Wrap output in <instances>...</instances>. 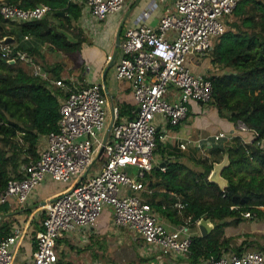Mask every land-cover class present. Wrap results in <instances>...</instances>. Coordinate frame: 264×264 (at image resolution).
Segmentation results:
<instances>
[{"label": "built area", "instance_id": "obj_1", "mask_svg": "<svg viewBox=\"0 0 264 264\" xmlns=\"http://www.w3.org/2000/svg\"><path fill=\"white\" fill-rule=\"evenodd\" d=\"M70 1L84 4L93 25L123 10L129 0ZM239 1L147 0L140 22L126 30L115 63L117 79L131 83L137 104L136 116L126 120L120 116L119 106L113 105L110 112L102 83L84 84L75 76L53 78L35 56L16 43H3L0 39L2 59L20 61L34 77L46 80L54 90H61L57 130L45 135L46 143L39 157L24 164L23 177L9 179L0 192V208L10 198L19 205L26 204L47 177L71 187L48 207L35 233L32 260L15 261L14 250L24 234L18 226L0 237V264H58L59 241L93 227L109 206L114 208L112 222L134 230L152 251L188 257L191 226H198L199 222L184 215L188 202L178 200L173 204L182 221L170 229L145 194L138 192L150 195L155 191L148 187V173L155 167L158 142L164 140L154 123L157 116L162 114L167 124L175 127L188 117L192 101H211L213 85L209 75L195 73L191 65L206 56L214 40L226 32V22ZM159 4L164 5V11L158 22L146 23ZM53 12L44 3L23 8L0 0V15L7 22H33ZM236 125L239 130H250L241 121ZM253 132L254 139L244 142L257 139V146L264 148V137L258 138L259 133ZM227 136L219 132L214 139L219 141ZM188 143H181V149L185 150ZM246 215L251 216L249 212ZM5 221L0 210V231ZM197 264H264V252L225 251L219 258L211 257Z\"/></svg>", "mask_w": 264, "mask_h": 264}, {"label": "trees", "instance_id": "obj_2", "mask_svg": "<svg viewBox=\"0 0 264 264\" xmlns=\"http://www.w3.org/2000/svg\"><path fill=\"white\" fill-rule=\"evenodd\" d=\"M6 1L23 8L44 3L54 12L26 23L7 22L0 15V39L13 35L17 47L35 56L37 61V54L43 56L37 41L59 53L80 54L89 37L81 24L83 3L70 0ZM232 16L234 20L230 22ZM226 26V32L214 40L209 51L213 68L224 70L209 75L213 85L209 103L219 112L226 113L235 124L241 121L259 133L258 138H263L264 0H240ZM25 67L20 61L9 64L0 56V192L10 178L23 177L24 164L39 157L41 138L57 130L60 118L58 95L61 90H54L49 82L34 77ZM61 69V65L56 64L51 71L58 78H64ZM126 111L121 108L120 115H125ZM128 113L134 118V113ZM158 148L164 155L161 142H158ZM221 149L224 154H230L228 168L246 166L251 174L225 176V169L223 176L229 180V185L221 189L208 180L214 163L207 164L205 172L198 173L180 159L181 155L167 161L165 168L155 166L148 173V187L156 191L150 195L145 193V196L161 217L178 225L182 220L173 204L182 200L188 202L186 216H192L194 221L210 218L215 223L208 236H202L199 230L192 234V245L186 258L190 264L219 258L225 251L243 254L247 240L232 247L233 238L226 237V228L239 226L245 219L264 222V148L257 146V139L245 143L236 136ZM2 209L7 210V204ZM247 212L251 216H247ZM9 232L10 226L4 222L0 237ZM59 262H62L61 258Z\"/></svg>", "mask_w": 264, "mask_h": 264}, {"label": "rangeland", "instance_id": "obj_3", "mask_svg": "<svg viewBox=\"0 0 264 264\" xmlns=\"http://www.w3.org/2000/svg\"><path fill=\"white\" fill-rule=\"evenodd\" d=\"M147 0H139L134 6L136 10L141 11L145 6ZM128 4V3H127ZM125 5L127 7L128 5ZM144 6V7H143ZM129 7V6H128ZM134 8L131 9L130 14H133ZM122 11V10H121ZM121 11L117 14L108 15V19L103 24L101 34L94 41L90 42L92 36L88 32V41L83 45V48L79 53H59L53 50H50L47 44L40 43L37 41L38 48H40L42 55L38 57V61L45 66L46 70L51 72L53 78H58L56 74L51 71L56 64H60L62 69L61 76H75L82 77L84 72L87 73V69H90V76H97L100 74L101 69L103 68L104 62L112 58L116 51V37L118 31L116 30V23L111 24L112 19L115 16L121 14ZM164 11V5L159 4L155 10H152L150 16H160ZM139 13V12H138ZM109 20V22H108ZM234 16H232L229 21L232 22ZM84 25V24H83ZM116 25V26H115ZM136 27V24H133ZM84 27V26H83ZM85 28V27H84ZM85 33L87 28L84 29ZM77 31V30H74ZM125 29H123V32ZM84 33V34H85ZM124 39V36H121V40ZM31 40V39H29ZM217 42V41H216ZM17 44V42H15ZM88 44V45H87ZM119 51L116 56V62L119 60ZM198 58V57H197ZM211 52L206 56L196 59V62L192 63L191 68L195 73H206L207 75H212L214 73H222L224 70L215 69L211 64ZM109 63L103 69V73L108 68ZM27 70L28 68L25 67ZM29 71V70H28ZM82 79V78H81ZM106 83L109 90H112L115 87H119L120 80L117 79L115 74V65L110 67L106 73ZM211 103V102H210ZM192 106L195 104L192 101ZM108 108L111 112V104L109 102ZM194 105V109H195ZM199 111V114H204V118L198 120L199 117H194V114L191 115L190 120L185 125V132L181 133L178 131V134L182 141L187 142L188 139L195 141L201 134L203 136H209L206 140V144L210 143L212 146L210 148H204L200 152L197 151V146L194 143H188V149L184 151V155L188 156L191 153L193 158H187V164L193 170H196L198 173L205 172V166L207 164L219 162L223 160L224 153L222 147L229 144L227 138H222L219 141L214 139V135L219 131H227L228 127L231 124V120L228 118L226 113L219 112V110L213 105H206L203 108H196ZM165 118L162 114H159L155 120V124H159V120ZM166 122V120H165ZM167 124V122H166ZM170 133L174 134L176 131H173L172 127L169 128ZM201 135V136H202ZM179 141L176 140V144ZM175 144V146H176ZM221 149V150H219ZM156 157H162V151L156 149ZM194 160V161H193ZM99 165L98 163L96 164ZM246 166L234 165L231 168H227L224 175L233 176L243 174V171H246ZM242 172V173H241ZM44 188L40 191L38 197V203H41L43 199L48 195V193H53L55 191H60L59 193H64L70 187L69 183H64L58 180L49 182L43 186ZM46 189V190H45ZM139 195H144V192H138ZM12 199V198H10ZM9 199V200H10ZM174 208V207H173ZM160 214V213H159ZM179 214V213H178ZM185 215V212H184ZM181 217V215H179ZM186 216V215H185ZM114 219V208L109 206L106 208L100 218L93 225L95 231L87 229L78 233L73 232L69 234L67 239H64L59 243L60 248V258L62 259L61 264H145L150 262L149 256H144L142 252L145 249L142 244H145V240L134 230L128 227L118 226L112 222ZM182 220V217H181ZM196 225L191 226V234L199 230V227ZM230 230V231H229ZM200 231V230H199ZM229 235L233 236L236 234L235 239L237 241L233 242V247H238L241 241L247 240L248 245L244 247L245 251L249 250H261L264 252V222L254 219H245L242 221L238 227H232L228 229ZM227 232V229H226ZM231 234V235H230ZM227 235V234H226ZM240 239V241H239ZM62 240V239H61ZM154 250V249H153ZM152 251V250H151ZM159 250H155V253H159ZM29 255H31L30 243L25 241L22 246L19 247L17 252V262L22 260H27Z\"/></svg>", "mask_w": 264, "mask_h": 264}, {"label": "crops", "instance_id": "obj_4", "mask_svg": "<svg viewBox=\"0 0 264 264\" xmlns=\"http://www.w3.org/2000/svg\"><path fill=\"white\" fill-rule=\"evenodd\" d=\"M138 1L139 0H129L128 4H127L129 7L128 6L124 7L123 10L121 11V14L118 16H115L112 19L111 24H114V21H115V23L117 25L116 30H119L118 34L120 33V38H121V36L125 35V32L129 27L133 26V24H138L140 22V18H141L140 13L142 10L139 11V10H136V8H134V6L137 4ZM132 8H134V11H133V14L132 13L130 14V11ZM115 14H117V13H114L113 15H115ZM108 18L109 17H107L105 20L100 21V22L99 21L94 22L92 25L91 17L88 14V11H86V8H84V13H83L82 18H81V21H82L81 24L82 25L84 24L83 26L85 28H87V31H86L87 34H88V32H89V34H91L92 38H91L90 42L94 41L96 38L99 37V35L101 34L100 32H101L102 28L105 26V25L103 26V24H105V22L107 21ZM108 22H109V20H108ZM157 22H158V16L153 15L152 17H150L147 20L146 23L155 25ZM123 29H125L124 32H123ZM115 44H116V42H115ZM111 59L112 58H109V60L106 59V61L104 62L103 68L101 69L99 75H97L95 77L90 76L91 75V73L89 72L90 69H87V73L84 72V76L80 77L79 81L84 83V84L91 83V82L102 83L104 93L106 94V96L108 98V105L110 102L111 108L113 105H116V106H119L120 109L122 108L124 110H127L125 115H120V116L124 120L131 119L130 118L131 115L128 112L130 111L131 113H134L136 116L135 112L137 110V104H136L135 99H134L131 83L127 82V81L120 80L119 87H115L112 90H109V88L107 87L108 93H106V91L104 89V83H106V74L103 73V69L106 67V65L108 63L110 64ZM115 63H116V61L114 62V65H115ZM191 103L189 104L188 117L178 127H176V128L172 127L173 131H176V133H174V134L170 133L171 131H169V128L171 126L166 124L165 120H163V119H160L159 124L156 125L158 133L160 135L164 136V140L159 141V142H161L162 147L165 148V153H164V155L163 154L161 155L162 156L161 158L156 157V155H155L154 163H155L156 167H158V168L161 167V164L163 162H167V161H170L172 159H175V157L178 155H181L180 159L182 161H184L185 163L188 161L187 160L188 157L193 158L192 155L195 152L191 153L188 156L184 155V151L188 149L189 145H187V148L185 150L181 149L180 144L184 143L185 141H182V138L180 137L181 135L180 136L178 135L181 133V131H179V130H181V128L184 127L182 129V133L185 132V125L190 120L189 118H191L190 114L191 115L194 114V117L200 116L199 118H197L198 120L203 119L205 117L204 114L200 115L199 111H197L196 108H198V109L203 108L206 105H210V103H199V102L193 101V103H195L194 104L196 107L195 109H194V105L192 106ZM178 131L180 133H178ZM219 132H225L228 134V136L226 138L229 140V143L236 136H239L243 141H248V142H251L254 139L253 130H239L237 128V125L234 122H231L227 131L221 130ZM201 135L195 141H192L191 139H188V141H187V142H190L189 144H191V143H194V145L196 144V146H197L196 152H200L202 149H204L206 147L210 148L212 146L210 143H207V144L205 143L206 140L209 138V136H203V135L201 136ZM176 140L179 141V143L176 144ZM45 143H46V139H45V135H44L41 138L40 149L44 147ZM175 144H176V146H175ZM165 166H166V164H165ZM243 173H246L247 175L251 174V172H249V169H246V171H244ZM53 181H55V180L50 178V177H47V179L43 182V184L41 186H39L33 192L31 197L27 201V203L24 205L17 204L16 200L14 198H12L7 203H5V204H7V210L4 211L2 209V206H4L5 204H3L1 206V210H2L1 212L3 213V216L6 219L5 222H7L10 226V232H12V229H14L15 227H18V226H20L22 229H24L23 230L24 231L23 237L19 240V242L17 243L15 250H14L16 263L26 262V261L32 260L33 252L35 249V233H36V230L38 229L42 219L45 217L46 211H47L48 207L50 206V204L55 200V198H57L60 194H62V193H59L60 191H55L53 193L49 192L48 195H46V197L43 199V201L41 203L37 202L40 191L44 188L43 186H45V184H47L49 182H53ZM70 189H71V187H69L67 190H70ZM154 190L156 191V189H154ZM157 190H163V189H157ZM162 220H163V223L170 229H175L178 226L177 224H175L171 221H168L164 217H162ZM232 227L233 226L227 227L226 228L227 232L225 230V234H227L226 237H232L233 238V240L231 242V246L233 247V242L237 241L235 239L236 234H233V236H228L229 231H230V230L228 231V229L229 228L231 229ZM234 227H238V226H234ZM90 230L95 231V228L91 227ZM82 231H84V230H82ZM78 232H81V231H78ZM78 232H75V233H78ZM68 237L66 236V238H64V239H67ZM64 239H62V240H64ZM25 241H28L30 243L31 255H29L27 260H22L20 262H17V258H18L17 252L19 250V247L22 246V244ZM239 241H240V239H239ZM60 242H61V240L59 241V243ZM142 246L145 247V249L143 250L144 252H142V254L144 256H149L148 258H150L149 259L150 262L145 263V264H190L188 262V260L182 256L164 255V254H162V252L155 253V251H151L150 246H148L146 243L142 244ZM229 252H233V251H229ZM58 264H61V262H59ZM115 264H118V263H115ZM119 264H121V263H119Z\"/></svg>", "mask_w": 264, "mask_h": 264}, {"label": "water", "instance_id": "obj_5", "mask_svg": "<svg viewBox=\"0 0 264 264\" xmlns=\"http://www.w3.org/2000/svg\"><path fill=\"white\" fill-rule=\"evenodd\" d=\"M2 41H3V43H11L12 44V43L16 42V38L13 35H7L2 39ZM120 43H121V38H120V33H119L117 38H116V50L119 48ZM117 53H118V51L115 52L114 56L112 57V59L110 61L109 66L106 69V71L104 72V74H106L107 71L109 70V68L114 65ZM8 63L9 64H15L16 60H14V59L9 60ZM104 89H105L106 93H108V88H107L106 83H104ZM111 127H112V125H110L109 129H111ZM165 164H166V162H163L161 164V167H164ZM230 165H231L230 154H229V152H225L223 160L214 163L213 170L210 172L208 180L211 183L218 185L221 189H224L225 187H227L229 185V180L223 176V171L225 169H227L228 167H230ZM198 227H199V230H200V233L202 236H208L213 231V229L215 228V223L210 218H201V219H199Z\"/></svg>", "mask_w": 264, "mask_h": 264}]
</instances>
